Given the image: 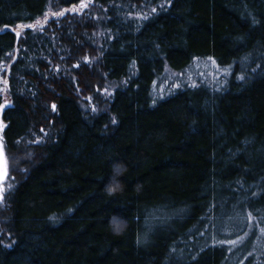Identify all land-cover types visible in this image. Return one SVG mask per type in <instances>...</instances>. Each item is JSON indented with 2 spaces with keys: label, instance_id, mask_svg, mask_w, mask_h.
Returning <instances> with one entry per match:
<instances>
[{
  "label": "trees",
  "instance_id": "1",
  "mask_svg": "<svg viewBox=\"0 0 264 264\" xmlns=\"http://www.w3.org/2000/svg\"><path fill=\"white\" fill-rule=\"evenodd\" d=\"M209 57L224 84L155 99ZM0 77V264H264V0H0Z\"/></svg>",
  "mask_w": 264,
  "mask_h": 264
},
{
  "label": "rangeland",
  "instance_id": "2",
  "mask_svg": "<svg viewBox=\"0 0 264 264\" xmlns=\"http://www.w3.org/2000/svg\"><path fill=\"white\" fill-rule=\"evenodd\" d=\"M229 69L230 68L228 67L218 65L215 60L206 58L196 60L191 66L184 70L177 72L168 71L162 76L161 82L154 86L155 99H161L177 91L183 86L193 85L199 80H219L220 82L218 83L224 84L225 81H223V79L225 80V76H227L230 72ZM5 83L6 81L4 78L0 77V90L3 95V102L1 104H4V102H6L9 98ZM2 109H0V124L3 125V127L0 128V197H2L0 198V202L2 201L5 193L11 189L13 183L12 169L14 167L5 148L4 129L6 127V122L2 116ZM255 220L258 227L252 238L253 248L259 245L264 246V233L260 231L261 228H264V219L260 220L261 224L257 218ZM249 234V232L243 233V235L234 240V244L240 247V245L248 239Z\"/></svg>",
  "mask_w": 264,
  "mask_h": 264
},
{
  "label": "clouds",
  "instance_id": "3",
  "mask_svg": "<svg viewBox=\"0 0 264 264\" xmlns=\"http://www.w3.org/2000/svg\"><path fill=\"white\" fill-rule=\"evenodd\" d=\"M112 175L109 177L108 182L105 185L106 194L111 197L117 193L124 191L125 185L123 184L121 177L128 172V167L123 162H114L111 166ZM127 220L121 217L119 214H113L109 218V228L114 235H122L127 229Z\"/></svg>",
  "mask_w": 264,
  "mask_h": 264
},
{
  "label": "snow or ice",
  "instance_id": "4",
  "mask_svg": "<svg viewBox=\"0 0 264 264\" xmlns=\"http://www.w3.org/2000/svg\"><path fill=\"white\" fill-rule=\"evenodd\" d=\"M72 11H76V9L73 8ZM153 11H155V9H153ZM61 14H62V13H61ZM28 27H32V25H28ZM209 59L211 60L212 58L209 57ZM240 78L243 79V77H240ZM4 107H5V105L0 104V109H2V108H4ZM52 107H53V109H55V105H54V104L52 105ZM2 127H3V125L0 124V128H2ZM0 198H2V197H0ZM248 216H249V219H250V220H251V219H254V217L252 216L251 213H249ZM260 231H261L262 233H264V228H261ZM228 243H232V244H234L235 241H228ZM250 255H251V254H250Z\"/></svg>",
  "mask_w": 264,
  "mask_h": 264
}]
</instances>
